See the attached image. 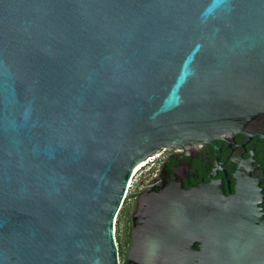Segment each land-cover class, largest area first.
Listing matches in <instances>:
<instances>
[{"label":"water","instance_id":"water-1","mask_svg":"<svg viewBox=\"0 0 264 264\" xmlns=\"http://www.w3.org/2000/svg\"><path fill=\"white\" fill-rule=\"evenodd\" d=\"M179 149L127 264H264V0H0V264H120Z\"/></svg>","mask_w":264,"mask_h":264},{"label":"rangeland","instance_id":"rangeland-1","mask_svg":"<svg viewBox=\"0 0 264 264\" xmlns=\"http://www.w3.org/2000/svg\"><path fill=\"white\" fill-rule=\"evenodd\" d=\"M152 162V161H151ZM151 162L143 166L130 180V186L125 194L124 202L115 219V239L118 247L119 263L126 261L127 251L130 246L129 240V217L132 212L131 195L140 190L146 181V174L149 171Z\"/></svg>","mask_w":264,"mask_h":264},{"label":"flooded vegetation","instance_id":"flooded-vegetation-1","mask_svg":"<svg viewBox=\"0 0 264 264\" xmlns=\"http://www.w3.org/2000/svg\"><path fill=\"white\" fill-rule=\"evenodd\" d=\"M202 144H198L197 146H193V145H190V146H187L184 148L185 151H190V150H197V149H201L202 148ZM183 149H179L177 151H170V150H163L162 152H160L158 154V156L151 162V166L149 167V171L147 172L146 174V181H145V185L138 191L134 192L130 199L132 201V212H133V209H134V206H135V203H136V200L138 199V197L140 196V194L142 192H144L145 190L147 189H150L151 187H153L154 185L158 184L159 182H161V179L149 184L153 178L155 177L156 173H157V170H158V167L161 163V161L169 154L171 153H175V152H182ZM132 212L130 214V217H129V225H130V218H131V215H132ZM129 240H130V243H131V231L129 230ZM127 264V262H126Z\"/></svg>","mask_w":264,"mask_h":264},{"label":"built area","instance_id":"built-area-1","mask_svg":"<svg viewBox=\"0 0 264 264\" xmlns=\"http://www.w3.org/2000/svg\"><path fill=\"white\" fill-rule=\"evenodd\" d=\"M157 156H158V154L156 156H154V157L149 158L146 162L143 163V166H145L149 162L153 161ZM129 186H130V182H129V185H128L127 189L129 188ZM114 224H115V221H114Z\"/></svg>","mask_w":264,"mask_h":264},{"label":"bare ground","instance_id":"bare-ground-1","mask_svg":"<svg viewBox=\"0 0 264 264\" xmlns=\"http://www.w3.org/2000/svg\"><path fill=\"white\" fill-rule=\"evenodd\" d=\"M143 168V164H141L140 166H138L136 169H135V172L133 174V176L141 169ZM133 178V177H132Z\"/></svg>","mask_w":264,"mask_h":264},{"label":"trees","instance_id":"trees-1","mask_svg":"<svg viewBox=\"0 0 264 264\" xmlns=\"http://www.w3.org/2000/svg\"><path fill=\"white\" fill-rule=\"evenodd\" d=\"M122 264H126V261L122 262Z\"/></svg>","mask_w":264,"mask_h":264}]
</instances>
